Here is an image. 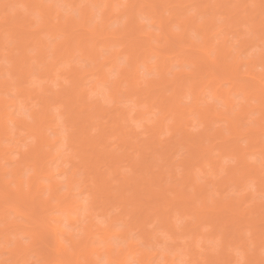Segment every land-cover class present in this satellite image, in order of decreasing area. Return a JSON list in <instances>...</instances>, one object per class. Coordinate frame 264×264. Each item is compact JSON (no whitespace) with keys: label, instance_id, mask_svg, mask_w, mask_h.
<instances>
[{"label":"bare ground","instance_id":"bare-ground-1","mask_svg":"<svg viewBox=\"0 0 264 264\" xmlns=\"http://www.w3.org/2000/svg\"><path fill=\"white\" fill-rule=\"evenodd\" d=\"M1 1H4V3L0 2V13L3 14V12L5 13L7 8H9V6H8L9 3L6 2L7 4H5V0H1ZM13 1L15 3H17V4L14 3L15 5H17V7L15 6V7H13V9H15V8L18 9L21 6V4H19V3H22V6H23L22 11L23 12L19 11V10L17 11L15 9V13H13L14 11H11V10H13L11 8L10 12H12L13 14L12 13L10 14V12H8L9 10L7 11L8 13L3 14V17L0 14V54L1 53L5 54L6 50L8 49L7 50L8 51L7 56H5L3 54H2V56H5V58L8 57L6 59L10 58L11 60H8V61L12 62L11 65H13V68L15 67V69H16V70L14 69V71H16V73H19V76H21V78H23L24 81H25V79H28V81H29L30 80L29 78H30L31 73L33 71L32 70L33 67H32V63H30L31 61L28 59L30 57V55H29L30 53H27V52H29L28 49L31 47V48H33L32 50L37 52L36 57H38L40 59V62H42L41 64H43V65H40V67H42V69L40 68L42 70V71L40 70V72L42 73L43 77L39 76L41 78L40 79L38 78V79L39 80L43 79L42 82L43 81L47 82L48 80L45 81L44 78L50 79V80H51V78H53V80H55L57 82V80L59 81L61 78H63L65 83L63 84V82L61 81V84H63V85L60 89L55 87L54 84H52L55 87V89L56 88H57V90L59 89L58 91H56L54 93H52L51 90H50V93H48V92L45 93L46 90L45 91L42 90L44 88H40L42 90L41 93H40L39 89L34 91L33 88H35V86H33L32 88L30 86H23V87L21 86L20 90L18 89L19 91L17 90V93H15V95L19 94V95H22L24 97L26 96L25 98L27 99V101H25L26 99L24 97H22V96L21 97L29 105L31 103L33 104L32 110L30 111V115H29L30 118H27V116H23L24 115L23 113H20V114H23L20 117H19V115L16 116V114H14V112L10 109V107H12V106H13L12 108L16 109L15 108L16 104L17 105H19V104L16 103V100H14V99H16V97L12 96L11 99H13V100H10V98L8 99V98H6V96L5 97L3 96V92L1 93V90L3 89V86L7 85V83L9 81H6V79H2V81H0V93H1V95H0V156H4V158L5 157L7 158V156L9 155V154L7 155V153L12 152V150H11V152H8L9 151L8 148L10 149V146L13 147L11 145V143H13V142H11L12 140H14L15 142L17 141L16 142L17 144L15 142L13 144L18 145V148H19V150L16 151L15 153H20L21 152L20 144L25 139L23 137H25V135H27L28 138H32L31 139L32 141L28 140V138H27V140L30 141V143L26 142L29 146L26 145L28 148L26 149L24 147V153L21 152L23 154L22 159H21V153L19 154L20 155L19 157L21 160L19 159V161H16L15 163H14L15 159L12 162L9 160L10 163H8V164H11L10 165L11 167H9V168L5 167V165L3 166L0 164V182H3V184H5V183L7 184V185H5L4 190L3 189L0 190V222L3 223V221H4L6 223L4 226L0 225V247H3L4 251H6V248H7L8 252H6V253L11 254V256L9 257L10 259L9 258L1 259L0 264H28L27 261H28L29 252L32 250L33 247H35V245H38V244H41L42 246H44L46 248V250L42 251L44 249L43 248L39 254L41 256L39 257V255H37L38 257H37L36 264H46V262H47V264H57V262H62V264H177L176 260L178 258H181L183 256V254H186V255L189 254V252H191V250H192L191 248H189L190 245L188 244V241H186V242L184 241L185 242V243L183 242L184 245H182L183 243L179 244L180 247L177 243L178 246L173 248V250L169 249V250H164V252H162V251H160V250H162V247L160 249V246L157 245V243L160 242L159 240L162 241V239H160L157 232L155 235H153L154 232L151 233V231H152V230H150L151 228H149L148 231L146 230L147 229V226H146L147 223L146 222L149 221V215L150 214H151L150 215V218H151L152 212L157 214L156 215L157 217H159V216L161 217V215H162V217H164L165 220L162 217L160 219L161 220L163 219L162 224H164L165 230H168L170 227L174 232L172 231L169 233H171V236L175 237V238L173 237L174 238L173 240L177 241L178 237L180 239L183 236L180 237L181 235L178 234V231L180 228L177 226V222H175V221L179 220L183 215H185L186 210H188V212H190V214H192V212L196 213L195 217H194L196 219H195V222L193 223L195 225L192 226L193 228L192 227L189 228V226L187 225L189 230L187 229V226L185 229L187 231L186 234H188V235L191 234V236L189 235V237L192 239V242L193 241L198 242L200 237H203L202 234H200L202 232L199 229L204 222L208 221L207 219L209 217L210 223H211V220L214 223L213 229L211 231L210 239H214V238L222 239L223 240V247H222L223 250L227 249V247L229 248V246H230V248L232 247L231 248L232 252H234V250H236V249H241L244 252V254H243L244 260L247 261L248 264H261V263L264 264V260L262 259L263 257H261L260 251H258V246L260 247L261 243H262V245L264 243V229L260 228V229H262V231H258V228H257V224H259L257 221L260 219H262L264 221V208H262L259 205L258 206L255 205L254 206L255 208L252 207L253 209H250L249 211L246 210V207L244 205L247 203L248 200H250L246 196L242 197L241 200L239 199V203H238V202H233L231 200L229 202L226 199H224V197L221 195L219 197V199L214 200L211 203H209L208 202L209 192H207L208 191L207 189H202L204 187L197 186L196 187L197 189L195 188L196 191H194V194H195L193 196L194 198L190 197L189 195L187 196V194H184L185 190L182 189L184 187V185L186 184V183L184 184V182H193L194 181V183H195V181L198 179L197 178L198 176L196 177V175H197L196 174L197 173L196 168L197 167L199 168V170H202L205 172V171H207V169L205 168V166H206L205 164H207V165H209L210 169L214 170L213 172H215V170L218 166V164L216 165V163L219 161H222V159H223L222 155L223 154H224V156H225V154L226 155L232 154V155L237 156L239 158V161L242 162L241 164H243L242 165L243 167H239V166L235 167V168L231 167L229 169L230 171L228 170L229 172L227 175L228 177H226L227 179L225 178L226 180H222L219 177V179L222 181H217L219 179H216L215 182H247L248 180L249 181L250 180H258L259 182H264V172L261 171L260 164H259V166H258V164L250 166L249 165L250 163L248 164L249 161L247 160V158H248L247 156L249 155V153L260 154L261 156H264V143H261L262 142V135H264V83H263L264 80H262V78H264V75H263L264 72L262 74L257 73L258 70L256 71V68H257L256 59L255 58L253 59V57H252V59H249V58H251V56H249L247 58L248 60L244 61V60H242V58H243L242 55H241L242 58L240 56H234L235 54H233V50L231 49V47H229L227 42L224 43L223 47L220 48L221 50L213 48V46H214V45L212 46V42L214 39L213 36L216 34L215 33L216 30L215 31H213V30H214V28H216L215 27L216 22H215V19L212 17V18H208L207 22L203 23V21L205 20L204 19L203 21H200V22H202V24L198 23L197 29H198V31L201 30V32H203V33H199L198 31H196L199 34L203 35V37H204V43L202 44L203 46L201 48L202 52H207L208 50L213 51V49H215V53L217 52L216 57L214 59H211L207 56V60L209 62L208 66H210V68H207V65L205 68L204 64H202L204 62V60L202 62V58L198 59L199 57L198 58L190 57V60L188 59L189 61L185 58V60H187L188 63L191 62L190 64H193L196 66L195 70L194 71H187L183 68V69H180L179 71H177V73L175 72L176 74H175L174 78H171V77L168 78V74L171 72V69H172L171 63L173 64V61H171L172 55L170 56V54L168 55V52L164 53L163 51L164 50H167V51L171 50V52H173L172 47H174V45L176 44V43L174 44L175 41H177L179 44H183L182 40L177 39L178 36H183V37H185V39L189 38V32L191 31V28L193 27L192 30H194L195 29L194 26L197 25L196 21L194 20L195 18L194 19L191 17L187 18L184 22V27L182 25L183 22H182V24H180L178 22L181 26V30L182 29L183 30L181 33L180 32L177 33L173 30L174 28H172V26L174 25L173 23H175L173 20H174V16L176 15V13L174 14V16L172 18L167 20L166 16H164V14H163V11L161 10L162 12H160L158 10L159 9L157 7L158 3H156V2H154V3H156V4H154V3H151L149 0H126L125 3H122V0H87L86 3H88V4H103V5L109 6L105 12V19H104L105 25H108L109 23L112 24L116 19H121V14H122L123 10L119 9L118 5H120V4L129 5V8L127 11H128L130 23L132 25V30L129 32L128 35L131 37L133 36V37L130 40L127 39L128 42L118 41V43L116 45L118 46V44H120V46H122V48L121 47H119V49L114 48L115 50L111 51V49L113 48V47H111V49L109 50L110 51V55H109L107 53L104 54V52L102 50L107 48V47H110V45H112L111 41H112L113 36L115 34L111 31V29H109L107 27H104L102 30H89L87 28H81L82 33L79 34L76 31L79 34V35H77L74 33V30H75L74 28L77 29V27H75L72 23V15L68 14L66 16V14H65V16H64L62 11L60 12L57 9L51 10L47 14V16L45 17V20L43 23L37 24L35 14L38 11H40V9L37 6L44 4V3H48V2H46V0H13ZM53 1L56 2V0H53ZM231 1L232 0H226V1L225 0H218L216 2L217 11L218 10L221 11L222 7H223V10H225V8H227L226 9L227 11L230 8L231 12L229 9V14H231V16L228 19L229 21H230V19H232V21H235V20L240 21L241 19L243 20V18H247L245 20V22L249 23V27L251 29L255 30L256 33L258 31H260V29H259V27H257V25L264 22V12H262V10H261L260 0H252L253 4L255 5L254 8L250 7L252 10L248 7V4L246 5V2L248 0L247 1L246 0H240L238 3H235L236 6H234V7L236 10L231 8L230 5L228 7V3L229 2L231 3ZM81 2L84 3L85 1L81 0L80 3ZM182 2H184V1L181 0V3ZM69 3H72V5H73L74 3H76V0H71V2L69 1ZM77 3H78V1H77ZM160 3L163 5H171L174 3V0H161ZM190 3H192V2H190ZM195 3H197V2H195ZM174 4H176V3H174ZM12 5H13V3H12ZM78 5H76V6H78ZM181 6H183V4H181ZM73 7H74V5H73ZM183 9H185V8H183ZM183 9H182V11H183ZM207 11H208V9H207ZM242 11H246V12H244L242 14V16H238L239 14L242 13ZM169 12H170V10H169ZM138 13H146L147 16L149 17V19H151L152 24L159 27V31L156 32L155 30H151V29L148 30L146 28V26L144 24H141L140 20H138L139 19ZM222 13H223V11H222ZM259 14H260L261 18L259 16ZM258 16H259V19H258ZM214 17H216V16H214ZM178 20H180V19H178ZM259 20L261 21L260 23H259ZM168 24H170V26H168ZM171 24H173V25H171ZM36 25H38L40 27H35ZM227 25L229 26V24H227ZM235 25H237V24H235ZM247 27H248V25H247ZM242 30H244V29H242ZM46 33H48L50 35V36L48 35V37H50L49 38L50 40L54 41V39H55V41H56L57 39H59V41H56L55 43L51 44L52 42L50 43L49 39L48 40L46 39L48 37H45L47 35ZM190 34H192V33L190 32ZM257 35L255 34V36H257ZM262 35L264 36V34H262ZM134 36H136V37H134ZM76 37L78 38L77 43H79L80 45L83 46L82 52L80 54V55H82L83 59H85L86 61H96L98 58V62L93 63V65L87 69V73H98L97 75L86 74V71L84 69H82V67H81V65H82L81 62L75 61V55L74 54L76 52H74L75 48H74L73 43L76 40L74 42H73V40ZM139 37H145V39H144L145 41L140 40ZM162 39L165 40V43H166L164 46H163L164 42H163L162 46L155 45V41H160ZM192 39H193V36H192ZM242 39H244V38H242ZM195 40H197V39H195ZM222 40H223V38H222ZM224 40H226V39H224ZM12 41H13V43H12ZM115 41L117 42V40H115ZM190 41H191L190 42L191 44L188 47L193 46V45L197 46V43L194 40L190 39ZM10 42L13 44L12 46H11ZM9 43H10V45H9ZM115 43H114V46H115ZM123 43H129V45L127 47H125V46H123L124 45ZM188 44H189V42H188ZM200 44L201 43H198V45H200ZM242 45H243L242 47H245L246 44H242ZM51 46H52V48L50 49V51H51V57L52 58H51V60H49L50 58H49V54H48L49 53L48 48ZM198 48H199V46H198ZM125 49L130 51L128 54H126L127 56L132 55L135 58V63L137 65L136 74H134L131 78H129V80H127L125 82V84L121 87L119 92L116 94L115 100L113 101L114 103L112 102V103L106 105L104 100H102L100 97H97V100L94 99L93 101H95V102H93L92 100L88 101V99H89L88 95L90 93L88 94V88L86 86H84V84H86V82L84 83V80L85 79L87 80V78L89 77L90 80L94 81L95 84L93 85V88L92 89L90 88V89H91V92H95V91L97 92L96 84L98 83V81L100 79L106 77L108 74H110L112 68L114 67L113 64H108L107 66H105L101 69V65L103 64V62L105 60H111L113 56H115L117 54H122ZM77 51H80V50H77ZM197 54H198V52H197ZM174 55H173V57H174ZM259 55H260L259 60L261 61V65L263 67L264 66V55L263 54L261 55L260 53H259ZM152 57L155 58V61L153 62V64L149 63V60ZM31 59L33 60V58H31ZM179 59H181V55H180ZM177 61H180V60H177ZM37 62H39V61L37 60ZM180 62L183 65V63L185 61L182 60ZM36 63H35V65L38 64V63L37 64ZM244 63H246L245 67L248 66V68H245V69H247V71L245 73H247L248 76L252 77V79L254 80V83L252 82L253 84H251V85H249L247 83H243L242 81H240V80H242V77H243L242 74H244L242 71V67L244 66ZM61 64H64V65L60 66ZM141 65L148 68L149 71L147 73H149V72L152 73L156 69L157 75H159L157 81L146 80V84L144 86H141L138 83V81L142 80V78H143V77H141V74H140V66ZM33 66H34V64H33ZM214 67L215 68L219 67L218 69H220V67H222L224 69V72L226 71L224 77H225V79L226 78L227 79L225 80L224 78H220L219 75L214 72V69H213ZM40 72H39V74H41ZM203 73H205V74L203 75ZM1 74H2V70H1ZM247 74H245V75H247ZM2 76H3V74H2ZM189 76H191L190 80H189L190 84H188L189 83V81H188ZM16 79L18 81L20 79V77L16 78ZM3 80H5V81H3ZM53 80H52V82H53ZM19 81H21V79ZM225 81H227L229 84L228 89H226V87H224ZM26 83H28V82H26ZM18 84H19L18 85V87H19L20 82ZM50 84H51V82H50ZM16 85H13L14 87H12V88H18V87H15ZM7 86H9V83ZM59 86H61V85H59ZM168 86H172L171 88H173V91L171 90L172 94L170 93L171 95L169 98H167L165 95L167 93V92L165 93V90L168 88ZM187 86H188L189 90L195 94L194 95L195 96L194 97L195 103L193 104L194 106L192 105L193 108H190L192 106L188 107L187 104L184 105L186 102L184 104H182V101H183L182 97H183V94H185V92H184L185 89L187 90ZM6 87H4V88H6ZM38 87H36V88H38ZM210 87H211V91H213V92L210 91L211 96H213V98H215V100H218V99L221 100L222 99V101H223L222 103L224 104V106H226L223 108V110H222V108H221V110H219L217 108V106H215L214 104H210L208 102L205 105H202V104H204V103H201L202 99H203V95H204V93H206V90L209 89ZM12 88H10L11 91H12ZM49 88H51V86ZM6 91L7 90L5 89V92ZM13 91H14V89H13ZM14 92H16V91H14ZM42 92H44L45 94H43ZM233 92H236V94L238 93L237 95L243 93L244 97H245V101H246L244 104L247 103L246 105L243 104V107H240V109L238 111H237V109H236V111L234 110V108L236 107V104H235L236 100H234L235 97L232 95ZM255 92L259 93V95H257L256 98L254 97L255 99L260 101V102L258 101L259 104L256 103L258 105H256L255 103L253 104L252 101H250V99L253 100L252 96H254ZM8 93H7V95H8ZM19 95H17V96H19ZM168 96H169V94H168ZM65 102L70 104L69 105L70 111L68 113L67 110H65V108L64 109L62 108L63 109L62 112H64V110H65L66 111L65 113H68V115H66V117L68 116L69 120H72V122L69 121L70 123L68 122L69 125H67V127L68 126L70 127V125H72V134L70 136L68 134H64L63 130L61 131V133L63 132L64 135H67L68 141L64 142V144L66 146V143H67L69 145V147L68 146L67 147L68 148L71 147V150L73 149L72 147L74 146L75 150H76V154L80 160V162H78V163L81 164L83 162L82 165H79L78 163L75 162L76 163L75 167L72 166L73 169H71V170H69L68 166H67L68 168L66 166H64L63 161H61V162H63V164L60 162L59 158L62 157L63 149H61L60 147H59V149H58V147L55 148L58 144L60 146L62 144L61 142L63 139L62 138L63 135L60 134V130L62 129L61 127L63 126V124L60 123L61 122L60 121L59 123L62 124V126L60 127V124L56 123V119H58V118H56L57 114L56 115L54 114L55 111H53V113H52V110H53L52 106L56 105V107L58 106L60 108L62 106H66ZM131 102L134 103V106L131 105ZM234 104H235V106H234ZM128 105H130V108H127ZM108 106H110V107H108ZM244 106H247V107H244ZM20 108L21 107H19V109ZM18 110L16 109L17 114H19ZM155 110H158L160 113V115L156 116V118L151 117L152 114L155 113ZM251 110L252 111L256 110L257 113L259 111L260 112V114H258L259 117L256 120L254 118L253 120L249 119L247 121H250V120L254 121L255 120L257 125H252L253 123L252 124L249 123L250 125H248L247 127H243L244 118H246V116L249 115L248 113H250ZM60 111L61 110H58L59 115H60ZM193 111H194V113L199 112L198 115H200V117H201L200 123H201V125L202 124L205 125V127H204V125H202L204 127L203 128L204 132L202 130L200 132L201 134H199V132H198L195 135V134H193V132L191 133V131L185 130V132H181V136L179 135L180 137H178L177 140H175V138L177 137V135H176V137L174 138L175 141L170 140V142H167L168 141L167 140L166 141L167 143H166L165 140L163 139L162 134H164L166 129L168 130V128H170L169 127L170 125L168 124L170 122L169 119H174L177 122V125H175V126H177V130H178V126H179V128L180 127L182 128L183 125L185 126L188 123L190 124V122H189L190 121V114ZM65 113H63V115H65ZM63 115H61V116H63ZM192 116H194V115L192 114ZM250 116H251V114H250ZM248 118H252V117L248 116ZM67 120L68 119H66V121ZM135 120H137L136 123L140 122L141 123L140 125H143V126L148 125V123L150 124L149 127L147 126L148 127L147 129H149V131H148L149 133H147V134H149L148 135L149 137L147 138V140L141 141V142L139 140L137 141V138H136L137 136H135V138L132 137L134 139V141L130 140L131 134H132L131 130L133 128L130 129L129 126H133L131 124V122L135 121ZM9 121L12 123L14 122L13 124H15L17 127V130L14 128V130H16V131L11 129V126L9 125V123H10ZM247 121H246V123H248ZM71 123H73V124H71ZM65 124H67V123H65ZM192 124H193V122H192ZM216 124H219V125H216ZM57 125L60 128H57V129H59L58 131L54 130V132H55L54 133L52 131L53 130L52 128H54V126L56 127ZM202 126H201V128H202ZM64 127H65V125H64ZM128 127H129V129H128ZM92 128L94 129L93 132H92ZM49 129H52L51 130L52 133H49V131H48ZM89 129H91V130H89ZM186 129H188V128H186ZM68 130H71V127H70V129H67V131ZM171 130L172 129H170L169 131H171ZM179 131H181V130H179ZM51 135H53V136H51ZM112 135L116 138V140L118 138L122 139V141H123L122 144L124 143V145H125V146L123 145V148H121L123 150L120 149L121 152L122 151L123 152L121 153V155L119 154V156L118 155L115 156L114 153H112L113 150H110V149L107 150L108 144L106 146L102 145V147H104V148L101 147V144L108 142L109 141L108 139ZM69 136H70V138H69ZM63 137L65 138V136H63ZM213 137H215L214 139H216V143L213 140ZM135 139H136V142H138V143H136V144L133 143V144H135V145H133L132 142H135ZM241 139L247 140L248 144L246 147L241 146V144H240ZM106 140H108V141H106ZM5 141H7L8 144L11 142L9 144V146L6 144ZM25 141H26V139H25ZM64 141H65V139H64ZM220 141L223 144H221ZM31 142H33V143H31ZM119 142H120V140H119ZM218 142L220 143V145L218 144ZM98 143H101V144L98 145ZM22 144H24V142ZM95 144L98 145L97 146L98 149L100 148L99 151H101L102 149L104 151L99 152L97 150V152H99V153L92 151V150H94V149H92L93 147L95 148V150L97 148V147H95L96 146ZM114 144H116V143H114ZM231 144H233V146ZM228 145H231L233 148L235 147L236 150L233 151V149H232V151H231V148H232L231 147L228 151L227 150ZM23 146H25V145H23ZM159 146H160V148H159ZM180 146L182 147V149L185 148L184 152L186 151V149L188 150V152L186 151L187 153H185L186 156L183 157L184 154L181 155L182 157L180 156L181 158H184L183 159L184 161L188 157V153H189V157L185 161L187 163L185 164L183 161V164H182L185 166V167L183 166V168H182V169H185L184 174H183L184 179L182 178L184 185L181 186L182 188L181 187L179 188L178 186H176L173 189V191H176V194L174 193L175 194L174 197H170V195H168L169 192H173V191H168V193L166 195H168L169 199L171 198L170 200L165 195L162 196V194L160 192L161 196L159 195L157 197V195H156V197L158 198L157 199L158 201L159 200H161V201L158 202L156 200V202H154L155 201L154 200L155 199L154 193L150 194L152 192H149V193L146 192L147 189L145 187L142 188V187H140V185L139 186H137V185L139 183H141V181L144 182L143 179L145 180V182H147V183L149 182L151 184H152V182L155 183V181H159L161 183V180L166 179L163 177L161 179V176L163 175L164 171H165L164 172L165 174L167 172L169 173L168 169L174 170V168H171V167H173L174 166L173 164L175 163L174 162L175 161L174 158L176 157L175 153H177V156H178V154H179L178 152H180L182 150L181 149L178 151ZM67 147H66V149H67ZM115 147H117V146H115ZM128 147L132 148L131 150H134L135 152H137L136 156L138 158L133 157V156H135L133 154L134 152L131 153L130 149L128 151L127 150ZM54 148H55L56 152L53 151ZM153 148L154 149L157 148V149L153 150ZM161 149L163 152L161 151ZM214 149L216 150V153H218V156L220 154L219 157H217V158L215 157L216 162L213 161L214 156H215L214 154H212V155L208 154V155H210L211 159L213 158L212 160H210L208 158L209 156H206L207 153H213V151H215ZM157 150H159V152L160 151L161 152L159 153ZM175 150H177V151H175ZM13 151H14V149H13ZM227 151H228V153H226ZM93 152H95V153H93ZM127 152H129V153H127ZM153 152L155 153V155L152 154ZM71 154L73 155V153H71ZM156 154H157V156H156ZM161 154L164 156V157L162 156L164 159L161 157ZM153 155L156 156L155 160L158 159L159 162L162 160H166V162L169 161L170 163H171V159H172L171 155H174L175 157L173 156V162L171 163L173 166H170L171 164L166 165V164H163L161 162L165 168L163 170L162 169L163 167L161 168V166H159L160 164L158 165L156 163L158 165L157 166L151 161V159L154 158ZM67 156L70 157V155H67ZM75 156L76 155H74V157ZM10 157H13V156L11 155ZM124 157H125L126 161H128L127 159H129L131 161L130 163H132L133 166L131 164H130V166H132V169L134 168L135 172H139V173L142 172L139 175L137 173H135V174L133 173L134 176L137 174L135 177L141 176L138 178V180L140 178L142 180H140V182H139L137 180V178L134 179L135 177L132 174V172H133L132 169L130 171H131V175L133 177H131L130 174L125 173V175H123L124 172H123V174H122V172H120L121 176L123 175L122 177H120V173L118 174L119 176L117 174L115 176H118L119 178L117 177V180L119 179L123 183H120L121 185L119 188V194H114V193H118L117 192L118 190L116 189L115 190L116 192H115L113 190L114 187L111 186V183H109L111 186V191L113 190L114 193H113V191L112 192L110 191V187H107L104 185L106 184V182H111L109 180L113 179V176H114L116 171L119 172L118 171V169L120 168L119 162H122L121 158H124ZM157 157H159V158H157ZM4 158L2 157V160ZM6 158L2 162L5 163V161H6V163H7L8 158L7 159ZM67 158L65 157V159H67ZM218 158H220V159H218ZM57 159H59L60 164H62V165H59L60 166V167H58L59 169L56 168L58 165ZM65 159H64V161H65ZM142 159H144L145 162L150 160L149 162H152V164H150L149 162H147V164H146L144 162V160H142ZM160 159H162V160H160ZM217 159H218V161H217ZM67 160L69 161V158ZM67 160H66V163H68ZM75 160H78V159L75 158ZM0 161H1V157H0ZM54 161L57 162L56 163L57 165L55 164V166L53 167L52 164L54 163ZM140 161H142L143 164H145V165H148V163H149L151 165V168L154 167L152 165H155V166H157L158 170H156L155 167H154V169L153 168L151 169L150 165H149V167L147 166V168L145 169V168H143L144 167L143 164H142L143 167L141 166L140 163H142V162H140ZM166 162L164 161V163H166ZM169 162H167V163H169ZM4 163H2V164H4ZM13 163H14V165H12ZM66 163H65V165H66ZM69 163H70V165L71 164L73 165L74 161L72 163H71V161H69ZM137 163H139L141 168H143L142 170L140 169V167L138 166ZM180 163H182V162L180 161ZM136 166H137V168H136ZM179 166H181V165H179ZM220 167L222 169V166H220ZM166 168H168V169H166ZM177 168H181V167H177ZM26 169L29 171H32L31 172L32 174L28 173L29 174V176L27 175L28 177L25 176ZM123 170H125V169H123ZM161 170H162V173L160 172ZM166 170H168V171H166ZM120 171H121V169H120ZM174 171H172V172L174 173ZM181 171L183 173V170H181ZM80 172H82L83 175ZM108 172H110V173L108 175H106ZM152 172H155V173H152ZM170 172H171V170H170ZM112 173H113V175H112ZM199 173H200V171H199ZM8 174H12L11 175L12 179H10V177H9V179L7 178ZM60 174L66 175V177H67L66 181L65 180L59 181L60 179L59 180L57 179V176L58 175L60 176ZM170 174L172 175V173H170ZM80 175H82V176H80ZM174 175H175V173H174ZM216 175H217V171H216ZM110 176H111V179H110ZM168 176H169V174H168ZM175 176H177V175H175ZM25 177H27V179ZM171 177L173 178V176H171ZM182 179H180V180H182ZM44 180L51 182L49 185L50 186V188H49L50 189V195L46 196V197L44 196L45 195L44 194L45 189L43 190V188H44L43 186H45V184L42 183V182H44ZM14 181L17 182L18 187H19V190H17V193L14 192L15 190H12L10 188V182H14ZM47 181H45V182H47ZM174 181H176V180H174ZM174 181H172V182H174ZM198 181L199 180H197V182ZM26 182L28 184L27 185L28 191L24 190V188H25L24 184ZM61 182H67L66 184H67L68 190L65 193L61 192ZM77 182H103V183H105V184H103L102 189H104L107 196H104L103 193L101 195H97L99 192L96 194V196L93 195L95 197V199L93 197V199H94L93 203L95 202L94 206H93V208L90 207V209H88V212L86 211V214L83 213L85 216V217L83 216V218H81L79 216H74V214L80 208H83V206H86V205H84L85 203L83 201H81L79 198L76 197V193L74 192V187H75V184ZM114 182H117L115 178H114ZM131 182H134V183L136 182L135 183L136 188H134L135 192H132L133 194H131V193L129 194V192L127 190H124L125 189L124 187H126L125 184H130L129 186H131L132 185ZM137 182H139V183H137ZM142 184L143 183H141V185ZM188 184L189 183H187L186 185L188 186ZM144 185L146 186V183ZM152 185H154V184H152ZM186 185H185V187H186ZM35 186H36V188H34ZM97 186H98V184H97ZM154 186H152L149 189H152ZM156 188L157 187H155L154 190H158ZM160 190H162V189H160ZM125 191H126V193L128 192V194L131 197L129 195H127L126 193H124ZM158 192H159V190H158ZM47 194H49V192ZM113 194L115 196H113ZM144 194H148V195L150 194L153 196V197L150 196V198H148L149 203L147 201L146 204L150 205V204H153L152 202H154L153 206L155 209L152 207V205H150V207H152V209H154V210L158 209V211L155 212L153 210L151 212V209L149 212L145 211V210L149 209L148 208L149 205H147V208H146V204L144 205L145 201L143 202V197L147 196V195L144 196ZM156 194H157V192H156ZM126 195L129 196L130 198L127 197ZM111 196H113L114 198H117L118 200H116V199L113 200L114 198ZM147 197H149V196H147ZM175 197L177 198V201H178V207H176L177 210L174 208L175 204H173L175 201L174 200ZM132 198L136 201L135 206L138 204V206L140 207V208L136 207L134 209H137V210L141 209L142 219L144 218V219H146V221L144 219L142 220L141 218H139V217H141L140 215L139 216L135 215V216H138V219L136 218L137 220L140 219L139 220L140 222L138 221L139 222V224H138V223H135V222H137V220L135 219L134 215H133V217H131L130 215L129 216L125 215V214L128 215L129 214L128 211L131 210V209H128L129 207L126 206V204L127 205L130 204L131 201L133 200ZM172 198L174 201L172 200ZM27 199H29V200L27 201ZM93 199H90V200L92 201ZM119 199H121V201H122V203L120 205L123 208L125 207L124 208L125 213L122 212L123 209L121 208L120 210L117 209L120 211V213H118V215L114 214L115 211H113V215L119 216V217L121 216V218L126 216L127 218L125 217V220L126 221H127V219L130 220V221H128V224L135 221L134 222L135 225L132 223V225L129 224V226H127L126 225L127 222H125L123 220V218L119 219L118 217H115L112 214L111 215L113 217L110 215L111 210H109L108 208L111 209V207H109V206H112L113 202H116V201H118V203H119V201H120ZM198 199L200 200L201 206H200V204L199 205L196 204V201ZM168 200L169 201L172 200V202H169ZM251 200L253 201L252 198H251ZM29 201H30V204L27 203ZM162 201H165V204L168 203L169 206L171 205L170 207H168V205H165V208L168 209V211L166 212V209H165L164 216L161 212L162 211L161 206H159L160 207V209H159V207L156 205L157 202L159 204ZM198 201H197V203H198ZM190 202H191V204H190ZM249 203H251V205H252L251 201ZM253 203H255V200ZM25 204L30 205V206L28 205L27 210L22 208L23 205H25ZM140 204H142L144 206L142 207V206H140ZM172 204H173V206H172ZM179 204H182V205H179ZM209 204L211 206L213 204V207H210ZM27 205H26V207H27ZM132 205H134V204H132ZM159 205H161V204H159ZM88 206H89V203H88ZM180 206L183 207L182 209H184L185 212H184V210L179 209ZM219 206L223 207L222 209L228 208V210L230 211V215H228V216L226 214H223V213H221L223 215H221V216L219 215L220 218L218 220L220 222H222V224H220V222H218L216 220L218 218L217 217L218 212L215 213V211H214L216 209H217V211H219L218 210V208L220 209ZM248 206H250V205H248ZM94 207L96 209H98L97 207H100L104 211L105 215H107V218L109 217V215L111 216L108 218V220H106V222H107L106 224L104 223L105 222L104 220H103L104 222L102 221V219H101V222H103V224L99 221L100 219L96 220L100 214L98 215V217H96L98 211L96 213ZM171 207H173L175 209L177 214H179L180 218L178 217V215L176 213H175L176 214L175 215L172 212ZM208 207L211 209L214 207L215 208H214V210L212 209V211H211L210 209H208ZM39 208H41V209L39 210ZM117 208H119V207H117ZM126 208L128 211L126 210ZM131 208H132V206H131ZM142 208H144V209L146 208V209L144 210ZM134 209L131 210L132 213L134 212ZM169 209L171 210L172 213L171 212L169 213ZM191 209H192V212H191ZM51 210H54V211L57 210L58 212H60V214L62 213L64 215V217L62 214L60 216H57V215L56 216H49L48 212H50ZM86 210H87V208H86ZM102 210H100V211H102ZM108 210H109V212H108ZM139 210L137 212H139ZM142 210L145 212H143ZM205 210H207V212L209 210V212H210L209 215L214 213L212 215L216 214L217 216H213L214 218L212 216H209V215L207 216L206 215L207 213ZM9 211H11V212L13 211L17 217L21 218V221L23 218H26L25 220H30L31 217H33L39 213L40 214L39 220H41L40 226L38 227V229L35 228V226H32L33 224H31V225L29 224L30 227H27L26 223L24 224L23 221L21 222L20 220H18V218L16 216L15 217L17 219H14V218L11 219L10 214H12V213ZM119 211H116V212H119ZM159 211L161 213H159ZM178 211H182L183 213L178 212ZM121 212L123 213L124 216L122 215ZM188 212H186V213H188ZM135 213H136V211H135ZM145 213L147 214L146 215L147 217L145 216ZM180 213H182L183 215L182 214L180 215ZM50 214H52V213H50ZM79 214H77V215H79ZM119 214H121V215H119ZM218 214H220V212ZM58 215H59V213H58ZM173 215L176 216V218H178V219L173 218ZM20 216H22V217H20ZM245 216L250 218L251 222H250V219L245 218ZM157 217H155V219H157ZM185 217H186V215H185ZM215 217H217V218H215ZM52 218L54 219L53 223H51ZM241 218H243L244 220L245 219L249 220L246 222H247V224L250 223V224H248V226H250L248 230L250 233L252 232L251 237L253 236V232L254 233L255 232L260 233L259 235L257 234L256 237L254 236V237H252V239H250V242L252 245L251 249H249L247 247V242L244 239V234H242L244 232V230H243L244 226L243 225H245V224L242 222L244 220ZM118 219H119V221H118ZM173 220H174V222H173ZM213 220L217 221L218 223L215 225V222ZM63 221H67V227L64 225ZM122 221H124V222L122 223ZM25 222H27V221H25ZM116 222L117 223L121 222L123 224V226L126 225V227H129L130 229L124 227L121 229V231H119L120 227L118 228L119 229L118 230L117 229L118 226H116L117 225ZM175 223H176V226H175ZM136 224L139 227H141V225L143 224L141 228L143 230V235H144V230H145L146 236L145 235L144 236L147 238V240H145L146 238L144 239L143 235H141L142 237H139V241H140V239H142L143 243L146 244V245L143 244L144 246H140V244H138L136 242V240H133L130 238L131 234H132L130 232L133 231V230L131 231V229H132L133 225L135 228ZM144 224H146L145 228H144ZM167 226H169V227H167ZM215 226H217V228L219 226V229H217ZM233 226H234V228H233ZM177 227L179 229H177ZM245 227L247 228V226H245ZM258 227H259V225H258ZM22 228H24V230H22V232H20V230ZM141 228H139V229H141ZM231 228H232V230H231ZM124 229H125V231H124ZM216 229L220 230L221 232H219V233H221L222 235L219 234V236H218V231ZM129 230H130V232H129ZM185 230H183V232H186ZM198 230H199V233H198ZM23 231L26 233H24ZM20 233H23V235L27 234V236H28V234L32 235V238H33L32 243L33 244L32 243H31L32 245L28 244L29 246L24 244L22 242V240H20V238H19ZM183 234H185V233H183ZM153 237H154V240L151 241L153 239ZM157 237L159 238V240L157 239ZM14 238H15V241H14ZM153 242H154V244H153ZM11 244L14 246H12ZM10 245L12 246V248H10ZM41 245H39L38 247H40ZM153 245L154 246L157 245V246L154 247ZM160 245L162 246V244H160ZM233 245H235V246H233ZM225 246H226V248H225ZM39 249L40 248H38V250ZM165 249H168V248H165ZM38 250L37 251L35 250V252H39ZM4 251L2 250L1 252H4ZM221 253H224L226 256L224 254H221ZM221 253H220L221 257H219V258L217 257L219 254L216 256L217 259H221V260H218L220 262V264H233L235 262V260L233 262V258H234L233 253H232V255H228V253L226 254L225 251H223ZM194 258H197V260H200V258H202L201 260H203V259H214V256L213 257L207 256V258L197 256V257L192 258L193 261H197V260H194ZM8 260H11V261H8ZM215 260H216V258H215Z\"/></svg>","mask_w":264,"mask_h":264},{"label":"rangeland","instance_id":"rangeland-1","mask_svg":"<svg viewBox=\"0 0 264 264\" xmlns=\"http://www.w3.org/2000/svg\"><path fill=\"white\" fill-rule=\"evenodd\" d=\"M69 1L71 2V0H56V2L55 1H53V0H46V2H48V3H57V2H59V3H63V4H65V5H68V6H70V8H68V9H57V10H59L60 12L62 11V13H63V15L65 16V14H66V16L69 14H71L72 15V13H71V7L73 8V5H74V7L76 6V5H80L81 3H80V1L79 0H76V3H74L73 5H72V3H69ZM77 1H78V3H77ZM85 2L84 3H86L87 2V0H84ZM125 1L126 0H122V3H125ZM151 3H154V2H156V3H158L157 5H163V4H161L160 2H161V0H149ZM153 1V2H152ZM184 2H182L181 3V0H174V3H176L177 4V6H181V4H183V6H190V7H172L171 9L169 8H159L158 10L160 11V12H162L163 11V14H164V16H166V19L167 20H169L170 18H172L173 16H174V14L176 13V15L174 16V22L175 23H173V24H171V25H173L172 26V28H174L173 30L175 31V29L177 28V27H179L180 28V30H181V26H180V24H182V22H183V27H184V22H185V20L187 19V18H189V17H191V18H195L194 20L196 21V26H194L195 27V29L194 30H192V28H191V33L192 34H190V32H189V38H187V39H184V40H182V43L183 44H179L177 41H173L174 42V47H172L173 49H172V51L173 52H171V50L170 51H167V50H164L163 52L165 53V52H168V55L170 54V56L172 57V59H171V61H173V64L171 63V72L168 74V78L169 77H171V78H174L175 77V74L177 73V71H179L180 69H183L184 68V65L185 64H190L191 62H189L188 63V61L190 60V57H192V58H198V59H200V58H202V62H203V60H204V62L206 63H202V64H204V66H205V68H206V65H207V68H210V66H208L209 65V62H208V60H207V55H206V52H202V50H201V48H202V44L204 43V37H203V35H201V34H199V33H203V32H201V30L200 31H198V29H197V26H198V23L199 24H202V22H200V21H203L204 19V21H203V23L204 22H207L208 21V18H214L215 19V22H216V25H215V27L216 28H214V30L213 31H215L216 30V34L213 36V42H212V46H213V48H215V49H218V50H221L220 48L221 47H223V45H224V43H228V45H229V47H231V49L233 50V54H235L234 56H240L241 58H242V56H243V58H242V60H248L247 58L249 57V56H251V58H249V59H252V57H253V59L255 58L256 59V62H257V68H256V71H257V73H259V74H262L264 71H262V69H264V66L262 67V65H261V61L259 60L260 59V55H259V53L262 55H264V47H262V44H264V41H262V34H264V22H262L261 24H258L257 25V27H259V29H260V31H258L257 33L255 32V30H253V29H251L250 27H249V23L247 24L246 22H245V20L247 19V18H243V20L241 19L240 21H232V19H230V21L228 20L229 18H230V16H231V14H229V9H228V11L226 10L227 8H225V10H223V7H222V9H221V11L220 10H218L217 11V5H216V2L218 1H214V0H183ZM201 1V2H200ZM205 1V2H204ZM226 1V0H225ZM240 0H232L231 1V3L229 2L228 3V7H229V5H230V7L231 8H233L234 10H236L235 9V7L234 6H236L235 5V3H238ZM247 1V0H246ZM249 1V2H248ZM247 2H246V5L248 4V5H253V1L252 0H248ZM0 2L1 3H4V1H1L0 0ZM9 3V8H7V10H6V12L4 13L3 12V14H6V13H8V12H10V10H11V8L13 9V7H17V5H15V4H17V3H15L13 0H5V4H7V3ZM179 2V3H178ZM190 2H192V3H190ZM195 2H197V3H195ZM12 3H13V5H12ZM15 3V4H14ZM156 3H154V4H156ZM171 4V5H176V4ZM189 5H188V4ZM213 3V4H212ZM224 3V2H223ZM19 4H21V6L17 9V8H15L17 11L19 10V11H22L23 10V6H22V3H19ZM76 4V5H75ZM179 4V5H178ZM21 8V9H20ZM183 8H185V9H183ZM250 8V7H249ZM252 8V7H251ZM250 8V9H251ZM254 8V7H253ZM15 9H13V10H11V11H14L13 13H15ZM180 9V10H179ZM182 9H183V11H182ZM206 9V10H205ZM207 9H208V11H207ZM249 9V10H250ZM9 10V11H8ZM162 10V11H161ZM169 10H170V12H169ZM215 10V11H214ZM252 10V9H251ZM8 11V12H7ZM222 11H223V13H222ZM23 12V11H22ZM178 12V13H177ZM217 12V13H216ZM228 12V13H227ZM230 12H231V9H230ZM241 12V11H240ZM239 12V13H240ZM244 12H246V11H242V13L241 14H239L238 16H242V14L244 13ZM12 12H10V14H11ZM12 13V14H13ZM206 13V14H205ZM248 13V12H247ZM1 14V13H0ZM3 14H1L2 15V17H3ZM187 14V15H186ZM211 14V15H210ZM223 14V15H222ZM261 14V13H260ZM260 14H259V16H260ZM180 15V16H179ZM191 15V16H190ZM226 15V16H225ZM262 15V14H261ZM169 16V17H168ZM187 16V17H186ZM210 16V17H209ZM214 16H216V17H214ZM229 16V17H228ZM259 16H258V19H259ZM176 17V18H175ZM138 20H140V23L141 24H144L145 26H146V28L148 29V30H155L156 32L157 31H159V27L158 26H156V25H153L152 24V22H151V19H149V17L147 16V14L146 13H138ZM198 18V19H197ZM260 18H261V16H260ZM178 19H180V20H178ZM183 19V20H182ZM207 19V20H206ZM4 20V19H3ZM176 20V21H175ZM120 21V19H116L112 24H116V23H118ZM2 22V21H1ZM180 24H179V23ZM258 22V21H257ZM261 21L259 20V23H260ZM5 24V23H4ZM227 24H229V26L227 25ZM231 24V25H230ZM235 24H237V25H235ZM247 25H248V27H247ZM168 26H170V24H168ZM224 26V27H223ZM226 26V27H225ZM232 26V27H231ZM235 26V27H234ZM242 26V27H241ZM263 28H262V27ZM35 27H40V26H38V25H36ZM182 27V28H183ZM224 30H223V29ZM241 28V29H240ZM250 28V29H249ZM75 30H74V33L75 34H77V35H79V34H81L82 33V30H81V28H74ZM80 29V30H79ZM239 29V30H238ZM242 29H244V30H242ZM183 30V29H182ZM182 30L180 31V33L182 32ZM263 30V31H262ZM79 33H77V32ZM196 31H198V32H196ZM71 32V31H70ZM176 32V31H175ZM260 32V33H259ZM219 33V34H218ZM242 33V34H241ZM47 35L45 36V37H48V33H46ZM255 34L257 35V36H255ZM196 35V36H195ZM201 35V36H200ZM50 36V35H49ZM192 36H193V39H192ZM255 36V37H254ZM261 36V37H260ZM133 37V36H132ZM131 36H129V35H127L126 37H124L123 38V40H121V41H124V42H128V40H130L131 38H132ZM134 37H136V36H134ZM191 37V38H190ZM195 37V38H194ZM258 37V38H257ZM50 37H48V38H46L47 40L49 39ZM143 38V39H142ZM222 38H223V40H222ZM242 38H244V39H242ZM249 38V39H248ZM256 38V39H255ZM260 38V39H259ZM128 39V40H127ZM139 39L140 40H143V41H145L144 39H145V37H139ZM190 39L191 40H194L196 43H197V40L198 41H203L202 42V44H200V45H198V43H197V46H190V47H188L191 43V41H190ZM195 39H197V40H195ZM224 39H226V40H224ZM229 39V40H228ZM76 40V41H75ZM127 40V41H126ZM187 42H186V41ZM246 40V41H245ZM248 40V41H247ZM250 40V41H249ZM255 40V41H254ZM56 41H59V39H57ZM55 41V39H54V41H52V40H50L49 39V42L51 43V44H53V43H55L56 42ZM75 41V42H74ZM77 41H78V38L76 37L74 40H73V44H74V48H75V50H74V52H76L74 55H75V61L76 62H81V64H83L86 60L85 59H83L82 58V55H80L81 54V52H82V49H83V46L82 45H80L79 43H77ZM112 45H110V47H107V49L109 48V50L111 49V47H113L112 49H111V51H113V49L115 48V49H119V47H121L122 48V46H120V44H118V46L116 45L117 43H118V41L116 42L115 41V39H112ZM116 42V43H115ZM159 42V43H158ZM161 42V43H160ZM163 42H164V44H163ZM188 42H189V44H188ZM11 43V42H10ZM10 43H9V45H10ZM12 43H13V41H12ZM11 43V46L13 45ZM114 43H115V46H114ZM178 43V44H177ZM251 43V44H250ZM79 44V45H78ZM124 44V45H123ZM122 45L123 46H125V47H127L128 45H129V43H123ZM162 44H163V46L166 44L165 43V40H160V41H155V45H158V46H162ZM186 44V45H185ZM188 44V45H187ZM242 44H246L245 45V47H242L243 45ZM182 45V46H181ZM241 45V46H240ZM10 46V47H11ZM76 46V47H75ZM82 46V47H81ZM198 46H199V48H198ZM79 47V48H78ZM196 47V48H195ZM52 48V46L51 47H49L48 48V50H49V60H51V51H50V49ZM242 48V49H241ZM248 48V49H247ZM33 48H29L28 50H29V52H27V53H30L29 55H30V57L28 58L31 62L30 63H32V67H33V71H32V73H31V76H30V80L28 81V79H25V81H24V79L23 78H21V76H19V73H16V71H14V69H15V67L13 68V65H11V63L12 62H9L8 60H11L10 58L9 59H6V58H8V57H6L5 58V54H3V53H1L0 54V81H2V79H6V81H9L8 83H9V86H7L8 85V83H7V85H5V86H3V89L1 90V93L3 92V96L5 97L6 96V98H10V100H13V99H11L12 98V96H14V97H16V99H14V100H16V103H18L19 105H17L16 104V106H15V108L18 110L19 109V107H21L19 110H18V112H19V114H17V111H16V109H14V108H12V107H10V109L14 112V114H16V116H18L19 115V117L21 116V115H23V116H27V118H30V111L32 110V107H33V104L31 105H29L27 102H25V101H27V99L24 97V96H22V95H19V94H17V95H19V96H17V95H15V93H17V90L19 89L20 90V88H21V86L23 87V86H30L31 88L33 87V86H35V88H33V90L35 91V90H38L39 89V91H40V93H41V91L43 90V91H45L46 90V92L45 93H50V90H51V92L52 93H54V92H56V91H58L61 87H62V85L65 83V81H64V79L63 78H61L59 81L57 80V82L55 81V80H53V78H51V80L50 79H46V78H44V80L45 81H47V82H42V80H39L41 77H43L42 76V73L40 72V70L42 69V67H40V65H43V64H41L42 62H40V59L38 58V57H36L37 56V52L36 51H34V50H32ZM175 49V50H174ZM215 49H213V51H215ZM240 49V50H239ZM8 50V49H7ZM6 50V51H7ZM77 50H80V51H77ZM190 50V51H189ZM217 50V51H218ZM246 50V51H245ZM5 51V50H4ZM178 51V52H177ZM186 53H185V52ZM201 51V52H200ZM242 51V52H241ZM8 52V51H7ZM109 52V53H108ZM107 52V54H109L110 55V51H108ZM127 52V53H126ZM130 51L129 50H127V49H125L124 50V54L122 53V55L124 56V57H126L127 55L126 54H128ZM197 52H198V54H197ZM238 52V53H237ZM176 53V54H175ZM217 53V52H216ZM237 53V54H236ZM2 54L3 55H5V56H2ZM78 54V55H77ZM104 54H106V53H104ZM175 54V55H174ZM179 54V55H178ZM28 55V54H27ZM32 55V56H31ZM77 55V56H76ZM173 55H174V57H173ZM180 55H181V59H179L180 58ZM183 55V56H182ZM185 55V56H184ZM242 55V56H241ZM255 55V56H254ZM107 56V55H106ZM178 56V57H177ZM205 56V57H204ZM36 57V58H35ZM216 57V56H215ZM239 57V58H240ZM31 58H33V60L31 59ZM177 58V59H176ZM184 58V59H183ZM185 58L188 60H185ZM240 58V59H241ZM245 58V59H244ZM40 62H37V60ZM177 60H180V61H182V60H184L185 62L183 63V65L181 64V62L180 61H177ZM33 61V62H32ZM38 63H36V62ZM152 61V62H151ZM155 61V58L154 57H152V58H150V60H149V63H152L153 64V62ZM35 63L37 64V65H35ZM33 64H34V66H33ZM39 65V66H38ZM64 64H61L60 66H63ZM245 65H246V63H244V66L242 67V71H243V73L244 74H242V80H240V81H242L243 83H247V84H249V85H251V84H253L254 83V80L252 79V77H250V76H248V74L247 73H245L246 71H247V69H245V68H248V66H246L245 67ZM260 65V66H259ZM41 68V69H40ZM219 67H217V68H213L214 69V72L216 73V74H218L219 75V77L220 78H224L225 79V72H224V69L222 68V67H220V69H218ZM222 68V69H221ZM259 68V69H258ZM155 69V68H154ZM1 70H2V74H3V76H2V74H1ZM16 70V69H15ZM221 70V71H220ZM260 70V71H259ZM42 71V70H41ZM149 70H148V68L147 67H145V66H143V65H141L140 66V74H141V77H143L142 79H145L146 78V80H150V81H157V79H158V77H159V75H157V72H156V69L152 72V73H147ZM262 71V72H261ZM39 72L41 73V74H39ZM156 72V73H155ZM176 72V73H175ZM18 74V75H17ZM205 73H203V75H204ZM245 74H247V75H245ZM264 75V74H263ZM2 76V77H1ZM18 76V77H17ZM38 76V77H37ZM39 76H41V77H39ZM20 77V79H21V81H17V79L16 78H19ZM190 77L191 76H189V79H188V81L190 80ZM39 78V79H38ZM246 78V79H245ZM8 79V80H7ZM16 81H15V80ZM23 79V80H22ZM63 79V80H62ZM227 79V78H226ZM225 79V80H226ZM40 82H39V81ZM52 80H53V82H52ZM3 81H5V80H3ZM14 81V82H13ZM61 81L63 82V84H61ZM20 82V86L18 87V83ZM25 82V83H24ZM26 82H28V83H26ZM50 82H51V84H50ZM59 82V83H58ZM86 82V84H84V86H86L87 88H88V94L90 95H88V98L90 99H88V101H93L94 99L95 100H97V97H100L101 98V96L99 95V93H98V91L96 92H91V89L93 88V85L95 84L94 83V81H92V80H90L89 79V77L87 78V80L85 79L84 80V83ZM227 81H225V83H224V87H226V89H228V87H229V84H228V82L226 83ZM253 82V83H252ZM15 83V84H14ZM23 83V84H22ZM56 83V84H55ZM58 83V84H57ZM188 83V82H187ZM263 83H264V81H263ZM12 86H11V85ZM17 84V85H16ZM25 84V85H24ZM41 84V85H40ZM46 84V85H45ZM52 84H54L55 85V87H57V88H59L58 90H57V88L55 89V87L52 85ZM188 84H190V81H189V83ZM13 85H16L15 87H18V88H12V87H14ZM59 85H61V86H59ZM8 88H7V87ZM39 86V87H38ZM51 86V88H49ZM4 87H6V88H4ZM36 87H38V88H36ZM53 87V88H52ZM172 86H168V88L165 90V95H166V97L167 98H169L170 97V95L172 94V92H171V90L173 91V88H171ZM10 88H12V91H11V89ZM40 88H44V89H40ZM91 88V89H90ZM213 88V87H212ZM5 89L7 90L6 92H5ZM13 89H14V91H16V92H14L13 91ZM210 89V90H209ZM209 89H207L206 90V93H204V95H203V99H202V102L201 103H204V104H202V105H205L207 102L208 103H210V104H214L215 106H217V108L219 109V110H221V108H222V110H223V108L224 107H226V106H224V104L222 103L223 101H222V99L220 100V99H218V100H215V98H213V96H211V92H213V91H211V87L209 88ZM10 92H9V91ZM18 90V91H19ZM53 90V91H52ZM94 90V89H93ZM92 90V91H93ZM211 91V92H210ZM9 92V93H8ZM185 94H183V101H182V104H184L185 102V104L184 105H186L187 104V106L189 107V106H192L194 103H195V94L194 93H192L190 90H189V88H188V86H187V90L185 89ZM1 93H0V95H1ZM7 93H8V95L10 96H8L7 95ZM43 94H45L44 92H42ZM93 93V94H92ZM171 93V94H170ZM5 94V95H4ZM168 94H169V96H168ZM236 94V92H233V96L235 97H233L234 98V100H236L235 101V104H236V107L234 108V110L236 111V109H237V111L240 109V107H243V104L246 102L245 101V97H244V94L243 93H241V94H239V95H235ZM257 95H259V93H257V92H255V94H254V96H252L253 97V100L252 99H250V101H252V103L254 104H256V103H258V101L259 100H257V99H255L256 98V96ZM24 97L26 100L24 101V99H22V97ZM20 97V98H19ZM251 97V98H252ZM255 97V98H254ZM21 99V100H20ZM102 99V98H101ZM100 99V100H101ZM255 99V100H254ZM18 100V101H17ZM103 100V99H102ZM101 100V101H102ZM205 100V101H204ZM210 100V101H209ZM257 100V101H256ZM22 101V102H21ZM194 101V102H193ZM254 101V102H253ZM25 102V103H24ZM93 102H95V101H93ZM214 102V103H213ZM260 102V101H259ZM27 103V104H26ZM114 103V102H113ZM133 102H131V105H133L134 106V103L132 104ZM216 103V104H215ZM235 104H234V106H235ZM247 104V103H246ZM246 104H244V105H246ZM259 104V103H258ZM258 104H256V105H258ZM65 105L66 106H62V107H56V105H54V106H52V113H53V111H55L54 112V114L56 115L57 114V116H56V118H58V119H56V123L57 124H60V123H62L63 124V126H62V124H60V127L62 128L61 130H60V134L61 135H63V136H65V138L62 136V144H61V146L58 144L55 148H57L58 147V149H59V147L61 148V149H63V151H62V157H60L59 159H60V162L61 161H63L64 162V166H68L69 167V170H71V169H73V167L72 166H74L75 167V164L76 163H78V162H80V160H79V157L77 156V154H76V150H75V147L73 146L72 148V150H71V147L70 148H68L69 147V145L66 143V146H65V144H64V142H67L68 140H67V135H64V134H68V135H70L71 136V134H72V125H70V127H71V130H68L67 131V129H70V127L68 126L67 127V125H69V123L70 122H72V120H69V118H68V116L66 117V115H68V113H69V108H70V104H68V103H66L65 102ZM112 105V104H111ZM242 105V106H241ZM194 106V105H193ZM193 106L192 107H190V108H193ZM108 107H110V106H108ZM244 107H247V106H244ZM56 108V109H55ZM65 108V110H67V112L68 113H65L66 111L64 110V112H62V110ZM67 108V109H66ZM127 108H130V105H128V107ZM134 108V107H133ZM61 110L60 111V115H59V112H58V110ZM15 110V111H14ZM22 111V112H21ZM255 112V113H254ZM20 113H23V114H20ZM62 113V114H61ZM63 113H65V115H63ZM152 114V113H151ZM150 114V115H151ZM192 114L194 115V116H192ZM199 114V112H195L194 113V111L190 114V124L188 123V124H186L185 126L183 125V127L181 128H179V126H178V130H177V126H175V125H177V122L174 120V119H169V127L170 128H168V130L166 129L165 130V132H164V134H162V136H163V139L165 140V142L167 141V142H170V140H174V138L176 137V135H177V137L175 138V140H177V138L178 137H180L181 136V132H185V130H188V131H191V133L193 132V134H195L196 135V133H198L199 132V134H201L200 132L203 130V128L205 127V125L204 124H202V125H204V127L201 125V123H200V121H201V117H200V115H198ZM249 115H247L246 116V118H244V122H243V127H247L248 125H250V124H252V125H257V123H256V119L259 117V115L258 114H260V112L258 111V113H257V111L256 110H254V111H252L251 110V112L250 113H248ZM250 114H251V116H250ZM61 115H63V116H61ZM149 115V114H148ZM160 115V113H159V111L158 110H155V113L154 114H152V116L151 117H154V118H156V116H159ZM254 117H253V116ZM29 116V117H28ZM196 116V117H195ZM248 116L249 117H252V118H248ZM61 117V118H60ZM193 117V118H192ZM199 117V118H198ZM63 118V119H62ZM197 118V119H196ZM255 118V122L254 121H247V120H249V119H254ZM60 119V120H59ZM66 119H68L67 121H66ZM192 119V120H191ZM246 119V120H245ZM198 120V121H197ZM61 121V122H60ZM66 121V122H65ZM70 121V122H69ZM175 121V122H174ZM246 121L248 122V123H246ZM10 122V121H9ZM60 122V123H59ZM69 122V123H68ZM130 122V121H129ZM135 122V123H134ZM137 122V120H135V121H132L131 122V124L133 125V126H129L130 127V129H132L131 130V138H130V140L131 141H134V139L133 138H135V136H137L136 138H137V141L139 140L140 142L141 141H145V140H147V138L149 137L148 135L149 134H147V133H149L148 131H149V129H147L148 127H149V123H148V125H146V126H143V125H140L141 123L140 122H138V123H136ZM172 122V123H171ZM192 122H193V124H192ZM14 123V122H13ZM12 122H10L9 123V125L11 126V129L12 130H14V128L17 130V127H16V125L15 124H13ZM65 123H67V124H65ZM74 123V122H73ZM73 123H71V124H73ZM250 123V124H249ZM130 124V123H129ZM64 125H65V127H64ZM145 125V124H144ZM189 125V126H188ZM216 125H219V124H216ZM222 125V124H221ZM15 126V127H14ZM148 126V127H147ZM201 126H202V128H201ZM58 125L55 127L54 126V128H52V129H49L48 131H49V133H52V131L54 132V130H59V129H57V128H60ZM129 127H128V129H129ZM185 127V128H184ZM56 128V129H55ZM94 128V127H93ZM92 128V132L94 131V129ZM186 128H188V129H186ZM201 128V129H200ZM170 129H172L171 131H169ZM176 129V130H175ZM16 130H14V131H16ZM52 130V131H51ZM63 130V132H64V134H63V132L61 133V131ZM89 130H91V129H89ZM134 130V131H133ZM179 130H181V131H179ZM183 130V131H182ZM51 131V132H50ZM67 131V132H66ZM196 131V132H195ZM70 132V133H69ZM136 134H135V133ZM203 132H204V130H203ZM202 132V133H203ZM55 133V132H54ZM228 133V132H227ZM183 134V133H182ZM25 135V134H24ZM175 135V136H174ZM180 135V136H179ZM51 136H53V135H51ZM70 136H69V138H70ZM147 136V137H146ZM133 137V138H132ZM17 138V137H16ZM23 138H25L26 139V141H25V139L23 140V142H24V144H22L23 142H21V144H20V149H21V152L22 153H24V147L27 149L28 147L27 146H29L27 143H30V141H28V140H31L32 138H28L27 137V135H25V137H23ZM27 138H28V140H27ZM215 137H213V140L215 141V143H216V139H214ZM64 139H65V141H64ZM111 139V140H110ZM133 139V140H132ZM109 140V141H108ZM108 140H106V141H108V142H105V143H98V145H100L101 144V147H102V145L103 146H106L107 144V150L108 149H110V150H113L112 151V153H114V155L116 156V155H118L119 156V154L121 155V153L123 152H121V150H123V149H121V148H123V145H124V143L122 144V139H117L116 140V138L112 135V136H110V138L108 139ZM119 140H120V142H119ZM174 140V141H175ZM212 140V139H211ZM220 140V139H219ZM32 141V140H31ZM6 142V144L9 146V144L11 143V142H15L14 140H12L9 144L7 143V141H5ZM17 142V141H16ZM15 142V143H16ZM27 142V143H26ZM130 142V141H129ZM164 142V141H163ZM164 142V143H165ZM166 142V143H167ZM13 143H11V145L14 147H11L10 146V149L8 148V152H11V150H12V152L11 153H7V155L9 156H7V160H8V162L6 163V161H5V163L4 162H2V161H4L5 160V158H4V156H0L1 157V161H0V164L1 165H5V167H11L10 165L11 164H8V163H10L9 162V160L12 162L14 159V163L16 162V161H19V159H20V153H15L16 151H18L19 150V148H18V145H16V144H13ZM31 143H33V142H31ZM114 143H116V144H114ZM133 143H138V142H136V139H135V142H132V144ZM220 143L221 144H223L221 141H220ZM220 143L218 142V144L220 145ZM261 143H264V135H262V142ZM130 144V143H129ZM128 144V145H129ZM135 144H133V145H135ZM240 144H241V146H243V147H246L247 146V140L246 139H241L240 140ZM17 147H16V146ZM23 145H25V146H23ZM27 145V146H26ZM96 145V144H95ZM98 145H96L95 147H97ZM121 145V146H120ZM232 146H233V144H231ZM231 145H228V147H227V150L229 151V149L232 147ZM68 146V147H67ZM112 146V147H111ZM115 146H117V147H115ZM125 146V145H124ZM185 146V145H184ZM230 146V147H229ZM66 147H67V149H66ZM100 147V146H99ZM109 147V148H108ZM111 147V148H110ZM115 149H114V148ZM120 147V148H119ZM187 147V146H186ZM238 147V146H237ZM16 148V149H15ZM55 148H54V152H56V150H55ZM102 148H104V147H102ZM118 148V149H117ZM159 148H160V146H159ZM162 148V147H161ZM164 148V147H163ZM235 148V147H234ZM233 147L231 148V151H232V149H233V151L234 150H236V148L234 149ZM13 149H14V151H13ZM23 149V150H22ZM25 149V150H26ZM57 149V150H58ZM65 149V150H64ZM92 149H94V150H92V151H95V152H97V150L99 151L100 150V148L98 149V147L96 148V150H95V148L93 147ZM117 149V150H116ZM121 149V150H120ZM129 149L131 150L132 148H129L128 147V151H129ZM157 149V148H156ZM156 149H154L153 148V150H156ZM182 149V147L180 146L179 147V149H178V151L179 150H181ZM184 149L185 148H183L180 152H178L179 154H178V156H177V153H175L176 154V157L174 156V155H171L172 156V159H171V163L173 162V156L175 157L174 158V166L169 162V161H167V162H169V163H167L166 162V160H162V159H160V160H162V161H160L159 162V160L157 159V160H155V158H156V156H157V154H156V156H154L155 155V153L153 152L152 154H154L153 155V157L154 158H150L151 159V161L155 164V165H159V166H161V168L164 170L165 168H164V165L163 164H171L170 166H173V167H171V168H174V170L173 169H168V168H166V169H168L169 170V176H168V174L166 173H164L163 172V175L161 176V179H162V177L163 178H166V179H164V180H161V183L159 182V181H155V183H153L152 182V184H154V185H152L151 183H147V182H145V180L143 179V181L146 183V186L144 185L145 183L144 182H142L141 181V183H143L142 185H141V183H139L140 182V180H142L141 178L138 180V178L139 177H141V176H137V177H135L137 174L139 175L140 173H142V172H135L134 171V168L132 169V166H133V164L132 163H130L131 161L129 160V159H127L128 161H126V159H125V157L124 158H121V161L122 162H119V166H120V168L118 169V171L119 172H115V174H114V176H113V179H111V176H110V179L111 180H109V181H111V182H106V184L105 183H103V182H77L76 184H75V187H74V192L76 193V197L77 198H79L81 201H83L85 204L84 205H86V206H83V208H80L75 214H74V216H79V217H81V218H83V216H84V214H86V211L88 212V209H90V207H92L93 208V206H94V203H93V201H94V199H95V197L93 196V195H95L96 196V194L97 195H101L102 193L104 194V196H107L106 195V192L104 191V189H102L103 188V184H105L104 186H107V187H110V191H111V186L112 187H114L113 188V190L115 191L116 189L118 190L117 192L118 193H114V191H113V193L114 194H119V188H120V183H123V182H121L119 179L117 180V177L119 176L118 174L120 173V172H122V174H123V172H124V174L123 175H125V173L126 174H130L131 175V169L133 170V172H132V174L134 173H137L135 176H134V174H133V176L135 177L134 179H136L137 178V180L139 181V182H137V183H139L137 186H139L140 185V187H145L146 189H147V191L146 192H152V193H150V194H153L154 193V195H155V201L154 202H156V200L158 199L157 197L160 195V192H161V194H162V196L163 195H165L166 197H168V195H170V197H174L175 196V194H176V191H173V189L176 187V186H178L179 188L181 187V186H183L185 183L187 184V183H189L188 184V186L186 185V187H185V185H184V187L182 188V189H184L185 190V193L184 194H187V196L189 195L190 197H193L195 194H194V191H196V187L197 186H199V187H204V188H202V189H207L208 191L207 192H209V189H215V191H217L219 194H220V196L222 195L223 197H224V199H226L227 201H229L230 202V200L231 201H233V202H238L239 203V199L241 200L242 199V197H248V199H250V200H248L247 201V205L245 204L244 206L246 207V210H250V209H253V208H255L254 206L256 205V206H261L262 208H264V202H262L261 201V199H260V192H261V189H262V187H264V182H259L258 180H248L247 182H215L216 181V179H219V177L222 179V180H226L227 178L226 177H228L227 175H228V172L230 171L229 169L231 168V167H243L242 165L243 164H241L242 162H240L239 161V158L237 157V156H235V155H232V154H229V155H226L225 154V156H224V154L222 155L223 156V159H222V161H219V162H217L216 163V165L218 164V166H217V168H216V170H215V172H213L214 170H211L210 169V167H209V165H207V164H205L206 166H205V168L207 169V171H202V170H199V168L197 169L196 168V170H197V175H196V177L198 178L197 180H199L198 182H197V180L195 181V183H194V181L193 182H184V184H183V174H184V170L185 169H182L183 168V166L184 165H182L183 164V159L184 158H181L182 156L181 155H183V157L184 156H186L185 155V153H187L188 152V150L186 149V151L184 152ZM120 150V151H119ZM160 150V149H159ZM159 150H157L158 152H159ZM164 150V149H163ZM215 150V149H214ZM220 150V149H219ZM72 151V152H71ZM75 151V152H74ZM102 152L104 151L103 149L101 150ZM101 151H99V152H101ZM161 151H162V149H161ZM160 151V152H161ZM175 151H177V150H175ZM174 151V152H175ZM228 151L226 152V153H228ZM230 151V152H231ZM14 152V153H13ZM70 152V153H69ZM95 152H93V153H95ZM99 152H97V153H99ZM131 153L132 152H134L133 154L135 155V156H133V157H137L136 156V154H137V152H135L134 150H131L130 151ZM159 152V153H160ZM163 152V151H162ZM184 152V153H183ZM215 152V153H214ZM218 152V151H217ZM229 152V153H230ZM21 153V159L23 158L22 156H23V154ZM69 153V154H68ZM71 153H73V155L71 154ZM117 153V154H116ZM127 153H129V152H127ZM157 153V152H156ZM65 154V155H64ZM208 154H210V155H212V154H214L215 156H214V159H213V161H215V157L217 158V157H219L220 156V154H219V156H218V153H216V150L215 151H213V153H207L206 154V156H209L208 158L210 159V160H212L211 158H210V155H208ZM217 154V155H216ZM13 156V157H10V156ZM64 155V156H63ZM67 155H70V157L69 156H67ZM74 155H76L75 157H74ZM132 155V154H131ZM159 155V154H158ZM163 155L161 154V157H162ZM170 156V157H171ZM181 156V157H180ZM221 156V157H222ZM2 157L4 158L3 160H2ZM65 157L67 158H69V161H71V163L74 161V163H73V165L71 164L70 165V163H69V161L67 160V159H65ZM73 157V158H72ZM164 157V156H163ZM162 157V158H163ZM169 157V158H170ZM188 157H189V153H188ZM187 157V158H188ZM212 157V156H211ZM248 158H247V160L249 161H247L248 162V164L251 166H253V165H255V164H258V166H259V164H260V160H261V158H262V156L260 155V154H251V153H249V155L247 156ZM10 158V159H9ZM13 158V159H12ZM75 158L76 159H78V160H75ZM138 158V157H137ZM157 158H159V157H157ZM178 158V159H177ZM187 158H186V160H187ZM20 159V160H21ZM59 159H57L58 160V163L56 162V161H54V165L52 164V166L54 167L55 166V164L57 165V169H59L58 167H60L59 165H62L63 164V162H61L62 164H60V162H59ZM64 159H65V161H64ZM73 159V160H72ZM125 159V160H124ZM164 159V158H163ZM177 159V160H176ZM218 159H220V158H218ZM218 159H217V161H218ZM66 160L68 161V163H66ZM140 160V159H139ZM138 160V161H139ZM142 160H144V159H142ZM170 160V159H169ZM185 160V161H186ZM232 160H236L237 161V164L236 165H232L231 164V161ZM150 161V160H149ZM149 161H147V162H149ZM164 161L166 162V163H164ZM180 161L182 162V163H180ZM184 161V163L186 164L187 162H185ZM76 162V163H75ZM140 162H142V161H140ZM144 162H145V160H144ZM147 162H145L146 164H147ZM152 162H149L150 164H152ZM159 162V163H158ZM163 164H162V163ZM216 162V161H215ZM2 163H4V164H2ZM14 163L12 164V165H14ZM65 163H66V165H65ZM83 163V162H82ZM82 163L80 164V163H78L79 165H82ZM123 163V164H122ZM126 163V164H125ZM129 163V164H128ZM148 163V165H145V164H143V162L142 163H140L141 164V166H142V164H143V168H147V166L149 167V164ZM157 163V164H156ZM130 164L132 165V166H130ZM138 164V166L140 167V169L142 170L143 168H141V166L139 165V163H137ZM70 165V166H69ZM155 165H152V166H154L155 168H156V170H158L157 169V166H155ZM163 165V166H162ZM165 165V166H166ZM178 165V166H177ZM179 165H181V166H179ZM222 166V169L224 168V167H227L228 168V170L223 174V175H221L220 173H221V167L220 166ZM124 166V167H123ZM176 166V167H175ZM247 166V165H246ZM13 167V166H12ZM67 167V168H68ZM131 167V168H130ZM154 167H152L153 169H154ZM177 167H181V168H177ZM185 167V166H184ZM220 167V168H219ZM129 168V169H128ZM136 168H137V166H136ZM135 168V169H136ZM150 168H151V165H150ZM151 168V169H152ZM160 168V169H161ZM108 169V168H107ZM120 169H121V171H120ZM123 169H125V170H123ZM139 169V168H138ZM168 170H166V171H168ZM170 170H171V172H170ZM181 170H183V173H182V171ZM200 171V173H199V171ZM108 171V170H107ZM172 171H174V173H175V175H177V176H175L174 175V173L172 172ZM178 171V172H177ZM180 171V172H179ZM216 171H217V175H216ZM32 171H29V170H27L26 169V171H25V176H29V174H32L31 173ZM106 172V171H105ZM161 173H162V170L160 171ZM29 173V174H28ZM82 175H83V173L82 172H80ZM110 172H108L106 175H108ZM152 173H155V172H152ZM151 173V174H152ZM170 173H172V175L170 174ZM118 175V176H115V175ZM180 174V175H179ZM11 175L12 174H8V176H7V178L9 179V177H10V179H12L11 178ZM62 175V176H61ZM82 175H80V176H82ZM111 175V174H110ZM112 175H113V173H112ZM122 175V176H123ZM167 175V176H166ZM27 176V177H28ZM64 176V177H63ZM121 176V173H120V177H122ZM132 175H131V177H133ZM171 176H173V178L171 177ZM27 177H25L26 179H27ZM170 177V178H169ZM177 179H176V178ZM179 177V178H178ZM181 177V178H180ZM66 175L65 174H60V176L58 175L57 176V179L59 180V181H66ZM114 178L116 179V181L117 182H114ZM119 178V177H118ZM183 178V179H182ZM226 178V179H225ZM121 179V178H120ZM159 179V178H158ZM173 179V180H172ZM180 179H182V180H180ZM157 180V179H156ZM160 180V179H159ZM174 181V180H176V181H174V182H172V181ZM180 180V181H179ZM222 180H217V181H222ZM45 181H47V180H44V182H42L43 184H45V186H43L44 188H43V190L45 191L44 192V196L46 197V196H49L50 195V183L51 182H45ZM163 181V182H162ZM166 181V182H165ZM169 181V182H168ZM179 181V182H178ZM67 182H61V192H67V190H68V187H67V184H66ZM109 183H111V186H110V184ZM136 183V182H135ZM135 183L134 182H131V186H129L130 184H125L126 185V187H124L125 189L124 190H127L128 192H129V194L131 193V194H133L132 192H135L134 190V188H136V186H135ZM86 184V185H85ZM89 184V185H88ZM97 184H98V186H97ZM114 184V185H113ZM134 184V185H133ZM179 184V185H178ZM193 184V185H192ZM195 184V185H194ZM201 184V185H200ZM5 185H7L6 183L5 184H3V182H0V190L1 189H5ZM25 185V188H24V190L26 191H28V184H27V182L24 184ZM82 185V186H81ZM124 185V186H125ZM151 185V186H150ZM173 185V186H172ZM191 185V186H190ZM12 186V187H11ZM102 186V187H101ZM150 186V187H149ZM152 186H154L152 189H149V188H151ZM83 187V188H82ZM130 187V188H129ZM155 187H157L156 189H158L159 190V192H158V190H154V188ZM160 189H162V190H160ZM163 187V188H162ZM193 187V188H192ZM10 188L12 189V190H15L14 192H16L17 193V190H19V187H18V184H17V182H10ZM34 188H36V186L34 187ZM100 188V189H99ZM129 188V189H128ZM172 188V189H171ZM196 188V189H195ZM225 188V189H224ZM84 189V190H83ZM97 189V190H96ZM107 189V188H106ZM195 189V190H194ZM133 190V191H132ZM152 190V191H151ZM183 190V191H184ZM82 193H81V192ZM111 191V192H112ZM157 192V194H156V192ZM168 191H173V192H169L168 193ZM49 192V194H47ZM105 192V193H104ZM116 192V191H115ZM128 192L126 193V191L124 192V193H126L127 195H129L128 194ZM168 193V195H166ZM175 193V194H174ZM91 194V195H90ZM113 194V196H115ZM148 195V194H144V196H149V197H143V202H144V205L147 203V201L149 200L148 198H150V196H152V195ZM126 195V196H127ZM156 195H157V197H156ZM173 195V196H172ZM91 196V197H90ZM113 196H111V197H113ZM117 196V195H116ZM130 196V195H129ZM129 196H127V197H129ZM161 196V195H160ZM197 196V195H196ZM93 197H94V199H93ZM131 197V196H130ZM129 197V198H130ZM153 197V196H152ZM198 197V196H197ZM29 198V197H28ZM114 198V197H113ZM146 200H145V199ZM188 198V197H187ZM194 198V197H193ZM251 198L253 199V201L251 200ZM89 199V200H88ZM90 199H93L92 201L90 200ZM118 200L117 198H114L113 200ZM133 199V198H132ZM167 199V198H166ZM168 199H169V197H168ZM171 199V198H170ZM169 199V200H170ZM190 199V198H189ZM29 199H27V201H28ZM120 201H121V199H119ZM168 200V201H169ZM172 200H173V198H172ZM172 200L171 201H169V202H172ZM175 200V201H174ZM174 203L173 204H175V209L177 210V208L176 207H178V201H177V198L175 197L174 198ZM199 200V199H198ZM197 200V201H198ZM254 200H255V203H253L254 202ZM90 201V202H89ZM119 201V203H118V201H116V202H113V205L112 206H109V207H111V209L110 208H108L109 210H111V213H110V215L112 214L113 215V211H115L114 212V214H116V215H118V213H120V209L122 208L123 210H122V212L123 213H125L124 212V208L120 205L121 203H122V201L120 202ZM135 200L133 199L132 201H131V203L130 204H126V206H128L129 208L128 209H131V210H133L134 208H140L139 206H138V204L135 206V203H136V201L134 202ZM158 201V200H157ZM159 201H161V200H159ZM158 201V202H159ZM196 201V200H195ZM197 201H196V204H200V206H201V203H200V200L198 201V203H197ZM252 202V205H251V203H249V202ZM154 202H152L153 204H150V205H152V207L154 208ZM158 202H157V206L159 207V206H161V212H162V214H163V216H164V212H165V205H168V203H166L165 204V201H162L161 203H159V204H161V205H159L158 204ZM27 203H29L30 204V201L29 202H27ZM88 203H89V206H88ZM148 203H149V201H148ZM28 204V205H29ZM93 204V205H92ZM124 204V203H123ZM122 204V205H123ZM132 204H134V205H132ZM173 204H172V206H173ZM190 204H191V202H190ZM195 204V203H194ZM195 204V205H196ZM237 204V203H236ZM26 205L27 204H25V205H23V207L22 208H24V209H28V205H27V207H26ZM92 205V206H91ZM144 205H142V204H140V206H144ZM147 205H149V204H146V208H147ZM150 205L148 206V210H145L144 208H142V209H144L145 211H150V209H151V212L155 209H152V207H150ZM179 205H182V204H179ZM193 205V204H192ZM210 205V204H209ZM248 205H250V206H248ZM30 206V205H29ZM96 206V205H95ZM131 206H132V208H131ZM171 206V205H170ZM169 205H168V207H170ZM89 207V208H88ZM117 207H119V208H117ZM210 207H213V204H212V206L210 205ZM220 207V209L218 208V210L219 211H217V209L216 210H214V208H212L214 211H215V213L216 212H220V214H218L217 213V215L215 214V215H212V214H214V213H212L211 215H209V210H208V212H207V210H205L206 211V215L208 216H217V217H215V218H217L216 220L218 221V222H220L218 219L220 218V216L221 215H223V214H226L227 216L228 215H230V211L228 210V208L226 209V208H224V209H222L223 207H221V206H219ZM253 207V208H252ZM86 208H87V210H86ZM98 209H96L95 207H94V209H95V211H96V213H97V211H98V213H97V216L96 217H98V215H99V217L96 219V220H98V219H100L99 221L101 222V219H102V221L106 224L107 222H106V220H108V218L109 217H111L110 215H109V217L107 218V215H105V213H104V211L100 208V207H97ZM100 208V209H99ZM172 208V212L175 214H177V212L175 211V209L173 208V207H171ZM183 207L182 206H180L179 207V209H181V210H184V209H182ZM41 208H39V210H40ZM113 209V210H112ZM117 209H119V210H117ZM159 209H160V207H159ZM178 209V210H179ZM208 209H210L211 211H212V209L211 208H209L208 207ZM84 210V211H83ZM100 210H102V211H100ZM109 210H108V212H109ZM126 210H127V208H126ZM131 210H127L128 212H129V214L127 215V214H125L126 216H131V217H133V215L135 216V215H142V212H141V209L139 210V212L141 213H139V212H137L138 210L137 209H134V212L132 213V211ZM53 211V212H52ZM80 211V212H79ZM83 211V212H82ZM116 211H119V212H116ZM131 211V212H130ZM135 211H136V213H135ZM143 211V210H142ZM145 211H143V212H145ZM155 212L156 211H158V209L157 210H154ZM159 211V213H161ZM168 211V209H166V212ZM175 211V212H174ZM222 211V212H221ZM9 212H11V211H9ZM57 212V213H56ZM100 212V213H99ZM107 212V211H106ZM121 212V213H122ZM147 212V213H148ZM171 212V210L169 209V213ZM171 212V213H172ZM178 212H182V211H178ZM184 212H185V210H184ZM186 212H188V210H186ZM185 212V215H186V217H185V215H183L182 213H180V215L182 214L183 216L180 218V216H179V214H177L178 215V217L180 218L179 220H177V221H175V222H177V226L180 228H178L177 227V229H179V231H178V234H180L179 236L180 237H182V238H180L179 239V237L176 239L177 241H175V240H173L175 237L174 236H171V233H169V232H172L173 230L169 227V226H167V227H169V229L168 230H165V226H164V224H162V220L164 219L165 220V218L164 217H162V215H161V217L163 218L162 220L160 219L161 217L159 216V217H157L156 215L157 214H155V213H153L152 212V216H151V218H150V215H149V221L148 222H146L147 223V225L146 224H144V228L147 226V231H148V229L149 228H151L150 230H152L151 231V233L152 232H154L153 233V235H155L156 234V232H157V234H158V236L160 237V239H162V241L161 240H159V238L157 237V239L160 241L159 243L160 244H162V246L159 244V243H157V245H159L160 246V249H161V247H162V250H160V251H162V252H164V250H173V248H175L176 246H178L179 244H182L184 241L186 242V241H188V244L190 245V247L189 248H191L192 250H191V252H189V254H183V256L181 257V258H178L177 260H176V262H177V264H181V261H184V260H192V258L193 257H205V258H207V256L209 257V255H208V249H209V247L215 242V241H217V240H220V238H214V239H210V237H211V231H212V229H213V225H214V223L212 222V220H211V223H210V221H209V217H208V221H206V222H204L203 224H202V226L200 227V231L202 232V233H200V234H202V236L203 237H200V239L198 240V242L196 243L195 241H193L192 242V239L189 237V235L191 236V234H186L187 233V231L185 230L186 229V226L188 225L189 226V228H191L192 226H194L195 224H193L194 222H195V219L196 218H194L195 217V212L193 213L192 212V209H191V212H192V214H190V212H188V213H186ZM12 214H10V216H11V219H17L18 218V220H20L21 221V218H19V217H17L16 216V214L12 211L11 212ZM50 213H52V214H50ZM56 213V214H55ZM58 213H59V215H58ZM80 213V214H79ZM84 213V214H83ZM103 213V214H102ZM123 213H122V215H123ZM127 213V212H126ZM139 213V214H138ZM158 213V214H159ZM221 213H223V214H221ZM48 214H49V216H60L61 214H60V212H58L57 210H51L50 212H48ZM77 214H79V215H77ZM144 214V213H143ZM155 214V215H154ZM175 214V215H176ZM39 213L38 214H36L35 216H33V217H31V219L30 220H25L26 218H23L22 219V221H23V223L25 224L26 223V225H27V227H30V225L31 224H33L32 226H35V228H37L38 229V227L40 226V223H41V220H39ZM63 215V214H62ZM119 215H121V214H119ZM147 214L145 213V216H146ZM154 215V216H153ZM172 215V214H171ZM220 215V216H219ZM225 215V216H226ZM17 218H16V217ZM113 216H115V215H113ZM112 216V217H113ZM124 216V215H123ZM125 216V217H126ZM138 216H135V219L137 218L138 219ZM144 216V215H143ZM144 216V217H145ZM188 216V217H187ZM20 217H22V216H20ZM63 217H64V215H63ZM85 217V216H84ZM115 217H118L119 219H122L123 218V220L125 221V222H127L126 223V225L127 226H129V224L130 225H132V223L134 224V222L135 221H133L132 223H129L128 224V221H130L129 219H127V221L125 220V217H122L121 218V216L119 217V216H115ZM147 217V216H146ZM145 217V218H146ZM155 217H157V219H155ZM107 218V219H106ZM127 218V217H126ZM139 218H141L142 219V216L141 217H139ZM172 218V217H171ZM173 218H176V216H174L173 215ZM214 218V217H213ZM212 218V219H213ZM245 218H248V217H246L245 216ZM119 219H118V221H119ZM136 219V220H137ZM144 219V218H143ZM142 219V220H143ZM160 219V220H159ZM176 219H178V218H176ZM241 219H243V218H241ZM248 219H250V218H248ZM248 219H243L244 221H242L245 225H243L244 226V232L242 233V234H244V239H245V241L247 242V247L249 248V249H251L252 248V245H251V242H250V239H252V237H256L257 236V234L259 235L260 233H257V232H253V236L251 237V233L249 232V227L250 226H248V224H250V223H248L247 224V222L246 221H249ZM140 220V219H139ZM139 220H137V222H135V223H138L139 224ZM141 220V221H142ZM145 221H146V219H144ZM159 222H158V221ZM172 220V219H171ZM175 220V219H174ZM174 220H173V222H174ZM221 220V219H220ZM21 221V222H22ZM25 221H27V222H25ZM31 221V222H30ZM40 221V222H39ZM124 221H122V223L124 222ZM132 221V220H131ZM139 221V222H138ZM214 221V220H213ZM217 221H214L215 222V225L218 223ZM54 222V219L52 218L51 219V223H53ZM103 222H101L102 224H103ZM250 222H251V219H250ZM259 224H257V228H258V231H262V229H260V228H263L264 229V221L262 220V219H260V220H258L257 221ZM4 223V224H3ZM3 223H1L0 222V225L1 226H4L6 223L3 221ZM63 223H64V225L67 227V221H63ZM117 223V222H116ZM115 223V224H116ZM120 223V224H119ZM119 223H117V225L116 226H118L117 227V229L120 227V230L119 231H121V229L122 228H124V227H126V225H124L123 226V224L121 223V222H119ZM145 223V222H144ZM213 223V224H212ZM30 224V225H29ZM174 224V223H173ZM190 224V225H189ZM220 224H222V222H220ZM231 224V223H230ZM29 225V226H28ZM37 225V226H36ZM135 225V224H134ZM134 225H133V227H132V229H131V231L132 232H130V230H129V232L130 233H135V235H136V238H137V240H139V237H142L141 235H143V230H142V225H141V227H139L137 224H136V226H135V228H134ZM146 225V226H145ZM232 225V224H231ZM230 225V226H231ZM258 225H259V227H258ZM122 226V227H121ZM175 226H176V223H175ZM188 226H187V229L189 230V228H188ZM222 226V225H221ZM220 226V227H221ZM245 226H247V228L245 227ZM26 227V228H27ZM141 228V229H139V228ZM216 228H217V226H215ZM126 228H129V227H126ZM125 228V229H126ZM134 228V229H133ZM193 228V227H192ZM233 228H234V226H233ZM125 229H124V231H125ZM130 229V228H129ZM167 229V228H166ZM171 229V230H170ZM217 229H219V226H218V228ZM216 229V230H217ZM22 230H24V228H22L21 230H20V232H22ZM142 230V231H141ZM170 230V231H169ZM183 230H185L186 232H183ZM199 230H198V233H199ZM231 230H232V228H231ZM123 231V230H122ZM177 231V230H176ZM218 231V236H219V234H221V233H219V232H221L220 230H217ZM24 232V231H23ZM174 232V231H173ZM24 233H26V232H24ZM177 233V232H176ZM183 233H185V234H183ZM173 234V233H172ZM175 234V233H174ZM144 235L146 236V234H145V230H144ZM143 235V237H144V239L146 238L145 236ZM177 235V234H176ZM186 235V236H185ZM188 235V236H187ZM222 235V234H221ZM20 236V237H19ZM19 238H20V240H22V242L24 243V244H26V245H28V244H31L32 243V241H33V238H32V235H29L28 234V236H27V234H25V235H23V233H20L19 234ZM24 237H28V239H24ZM34 237V236H33ZM174 237V238H173ZM177 237V236H176ZM152 239V238H151ZM186 239V240H185ZM191 239V240H190ZM142 239H140V241H141ZM145 240H147V238L145 239ZM154 240V237H153V239L151 240V241H153ZM14 241H15V238H14ZM156 241V240H155ZM154 241V242H155ZM142 242H143V240H142ZM154 242H153V244H154ZM157 242V241H156ZM184 242V243H185ZM177 243H178V245H177ZM184 243L182 244V245H184ZM196 243V244H195ZM14 244V243H13ZM33 244V243H32ZM31 244V245H32ZM144 245H146L145 243H143ZM260 244V243H259ZM12 245V244H11ZM10 245V248H12V246H14V245H12L11 246ZM39 245H41V244H38V245H35V247H33L32 248V250L29 252V256H28V261H27V263L28 264H36V261H37V255H39L40 254V252H41V250L42 251H45L46 250V248L44 247V246H40V247H38ZM143 245V246H144ZM156 245V246H157ZM164 245V246H163ZM263 245H264V243H263ZM262 245V243H261V245H260V247L258 246V251H260V254H261V257H263L262 259L264 260V254H262V248H264V246ZM29 246V245H28ZM154 246V245H153ZM156 246H154V247H156ZM167 246V247H166ZM193 248H192V247ZM195 246V247H194ZM233 246H235V245H233ZM262 246V247H261ZM147 247V246H146ZM152 247V246H151ZM179 247H180V245H179ZM222 247H223V244H222ZM222 247H221V250L219 251V255L217 256V255H215L214 256V259L216 258V260L218 261V260H221V259H217V257L219 258V257H221L220 256V253L221 252H223V251H225V253L227 254L228 253V255H232V253H233V256H234V258H233V262H234V260H235V262L233 263V264H236V262L238 261V260H244V256H243V254H244V252L241 250V249H236V250H234V252H232V247L230 248V246H229V248L227 247V249H222ZM38 248H40L39 250H38ZM164 248V249H163ZM165 248H168V249H165ZM172 248V249H171ZM225 248H226V246H225ZM34 249V250H33ZM0 250L2 251H4V249H3V247H0ZM8 249L6 248V251H4V252H1L0 251V260L1 259H4V258H9L10 256H11V254L9 255V254H7L6 252H8L7 251ZM35 250L37 251H39V252H35ZM34 251V252H33ZM202 252H203V254H202ZM191 253V254H190ZM230 253V254H229ZM35 254V255H34ZM221 254H224V253H221ZM9 255V256H8ZM191 255V256H190ZM225 255V254H224ZM8 256V257H7ZM41 255H39V257H40ZM217 256V257H216ZM223 256V255H222ZM226 256V255H225ZM213 257V256H212ZM230 257V256H229ZM10 259V258H9ZM199 259V258H198ZM202 258H200V260H201ZM194 260H197V258H194ZM8 261H11V260H8ZM7 261V262H8ZM34 261V262H33ZM193 261V260H192ZM245 261V260H244ZM32 262V263H31ZM263 262V261H262ZM261 264H263V263H261Z\"/></svg>","mask_w":264,"mask_h":264},{"label":"snow or ice","instance_id":"snow-or-ice-1","mask_svg":"<svg viewBox=\"0 0 264 264\" xmlns=\"http://www.w3.org/2000/svg\"><path fill=\"white\" fill-rule=\"evenodd\" d=\"M40 11L35 14L36 23L40 24L43 23L47 14L53 9H68L70 6L65 5L63 3H44L37 6ZM108 5L103 4H88V3H81L78 6L71 8L72 13V23L77 28H87L89 30H102L104 27L111 29V31L115 34L113 39L117 41H121L124 37H126L129 32L132 30V25L129 20L128 16V8L129 5L127 4H120L118 8L123 10L121 14V19L116 24L109 23L108 25L104 24L105 19V12L108 8ZM158 8H172V7H190V6H177V5H157ZM248 7H255V5H248ZM260 7L262 12H264V0H260ZM177 33L180 32V28L177 27L175 29ZM178 40H183L185 37L178 36ZM262 41H264V36H262ZM197 43H201V41H197ZM264 47V44H262ZM115 49H113L114 51ZM104 53H107L109 49L105 48L102 50ZM7 56V51L5 52ZM206 55L214 59L216 56L215 51L208 50ZM98 62V58L96 61H85L81 67L86 71V74L89 75H97L98 73H87V69L90 68L93 63ZM108 64H113L114 67L112 68L110 74L106 77L100 79L96 84V89L99 92L101 98L104 100L105 104H110L115 100L116 94L119 92L121 87L125 84L129 78H131L134 74H136L137 65L135 63V58L132 55L124 57L122 54H117L112 57L111 60H105L101 65V69ZM195 65L193 64H185L184 69L187 71H194ZM264 71V69H262ZM264 80V78H262ZM138 83L141 86L146 84V78L139 80ZM232 165H236L237 161L232 160ZM260 168L261 171L264 172V156H262L260 160ZM228 170L227 167L221 169V175H223ZM220 194L215 191V189H209V199L208 202L211 203L214 200L219 199ZM260 199L264 202V187H262L260 192ZM131 239L136 240L140 246H143V242L137 240L135 233L131 234ZM24 239H28V237H24ZM223 244V240L215 241L208 249V255L215 256L221 250ZM203 254V252H202ZM262 254H264V248H262ZM47 264V262H46ZM57 264H62V262H57ZM181 264H220L219 261L215 259H203V260H184L181 261ZM236 264H248L247 261L238 260Z\"/></svg>","mask_w":264,"mask_h":264}]
</instances>
